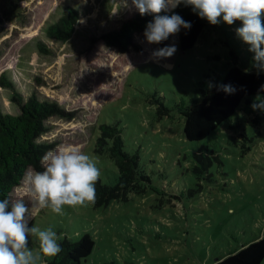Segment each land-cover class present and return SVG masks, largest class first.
Listing matches in <instances>:
<instances>
[{
    "label": "rangeland",
    "instance_id": "obj_1",
    "mask_svg": "<svg viewBox=\"0 0 264 264\" xmlns=\"http://www.w3.org/2000/svg\"><path fill=\"white\" fill-rule=\"evenodd\" d=\"M69 4L80 10L76 31L66 41L47 37V24ZM136 11L132 0H0V74L7 70L24 97L36 91L74 113L48 119L41 139L54 144L50 150L79 145L95 161L101 181L114 184V160L95 148L100 124H116L125 150L139 153L151 179L127 200L64 206L62 215L41 209L30 226L52 227L60 239L90 233L95 246L82 264H212L264 232V111L251 107L264 94L243 100L201 140L185 137L180 107L200 100L209 82L221 83L234 62L258 71L254 53L237 35L242 25L222 19L217 25L204 19L186 50L179 48L178 34L162 45L137 33L140 47L125 52L107 46L101 34ZM40 39L50 52L38 49ZM171 45L177 47L172 57H151ZM9 95L0 86V106L18 112ZM11 197L29 203L24 178ZM29 247L38 250V243Z\"/></svg>",
    "mask_w": 264,
    "mask_h": 264
},
{
    "label": "trees",
    "instance_id": "obj_2",
    "mask_svg": "<svg viewBox=\"0 0 264 264\" xmlns=\"http://www.w3.org/2000/svg\"><path fill=\"white\" fill-rule=\"evenodd\" d=\"M172 14H178L191 23L190 29L181 28L178 33L179 48L181 50L191 48L206 21L193 12L192 6L184 4L161 13ZM79 18V8L66 5L62 14L47 24L45 28L47 37L66 41L76 31ZM153 19L154 14L141 15L137 10L131 17L124 19L120 26L104 31L101 38L107 46L114 47L120 52L128 51L131 47L138 49L140 46L136 42V34H144L147 23ZM237 22L242 25L240 21ZM170 37L160 44H166ZM37 46L41 52L51 51L45 40H38ZM230 52L237 57L232 49ZM220 84H231L237 91L229 95L218 91L217 87H208L200 100L180 107L185 118L184 134L188 140L204 139L235 114L243 100L248 102L251 96L264 94L261 91V86L264 85V72L258 73L234 62L229 65L222 82L217 86ZM0 86L10 90L9 99L19 108L18 112L12 113L0 106V199H4L11 196L14 187L22 182L29 167L38 171L43 170L41 158L54 146L46 139H41L49 130L48 119L55 115L71 118L74 113L56 99L41 98L36 91L24 97L9 77L7 70L0 74ZM160 111H167V108L161 105ZM100 129L95 150L98 153L106 152L114 160L118 168V178L114 184L104 183L100 178L96 181V196L93 203L95 206L107 205L114 199L127 200L130 193L144 191L146 183L151 181L150 176L140 165L139 153L125 150L121 129L116 124L108 123L100 124ZM196 157L201 159V154L197 153ZM203 166L206 167L205 163ZM59 242L63 251L51 257L48 264H82L95 246V240L88 232L77 240L65 237ZM263 259L264 232L254 240L216 259L212 264H261Z\"/></svg>",
    "mask_w": 264,
    "mask_h": 264
},
{
    "label": "clouds",
    "instance_id": "obj_3",
    "mask_svg": "<svg viewBox=\"0 0 264 264\" xmlns=\"http://www.w3.org/2000/svg\"><path fill=\"white\" fill-rule=\"evenodd\" d=\"M132 4L141 15L154 14L144 31L148 44H160L181 28L192 27L178 14L161 15L181 4L192 6L194 13L212 25L221 23V19L227 25L240 21L237 35L254 53L253 67L258 73L264 71V0H132ZM176 51L175 45L164 46L154 50L151 57L165 60ZM208 87H217L229 95L237 91L231 84L217 86L209 82ZM251 107L264 111V98L258 95ZM41 168L38 171L29 167L24 174L29 203L11 196L0 199V264H42L44 257L59 255L63 249L57 232L52 227L42 230L34 224L30 226L36 213L50 209L62 215L64 206L95 202L100 170L79 145L61 144L48 151L41 158ZM32 241L38 243V250L29 247Z\"/></svg>",
    "mask_w": 264,
    "mask_h": 264
}]
</instances>
